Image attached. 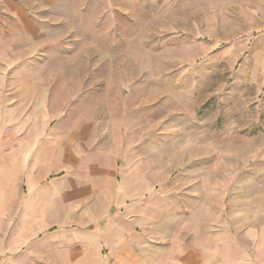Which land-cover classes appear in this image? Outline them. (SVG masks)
<instances>
[{
	"label": "rangeland",
	"instance_id": "obj_1",
	"mask_svg": "<svg viewBox=\"0 0 264 264\" xmlns=\"http://www.w3.org/2000/svg\"><path fill=\"white\" fill-rule=\"evenodd\" d=\"M95 155L117 219L83 200ZM57 179L68 211L33 236ZM119 256L264 264V0H0V264Z\"/></svg>",
	"mask_w": 264,
	"mask_h": 264
},
{
	"label": "crops",
	"instance_id": "obj_2",
	"mask_svg": "<svg viewBox=\"0 0 264 264\" xmlns=\"http://www.w3.org/2000/svg\"><path fill=\"white\" fill-rule=\"evenodd\" d=\"M57 135V134H56ZM78 145V144H77ZM80 145V144H79ZM82 145V144H81ZM64 147L60 148V151L62 152ZM58 151V153H60ZM79 152V151H78ZM59 155V154H58ZM97 158L100 159L98 155H95V158L93 157V161H86L88 163L87 166L92 165V169L96 170L98 169L101 173V176L99 179L89 178L88 180H84L85 186L87 192L83 196L84 202L88 203H95L103 205V202H109L111 205L109 209L107 210V213L109 215L110 211L114 208L115 212H113L112 218L117 219L119 210L118 205H123L127 203V191L125 190L126 185L123 184L121 179H118V170L120 171V167L117 163L114 164H107L103 166L104 168L99 169V167L96 164ZM93 162V163H92ZM60 162H57V165L54 167L57 170H62L63 167H61ZM95 166H98L95 167ZM64 173V172H63ZM66 173V172H65ZM94 179V180H93ZM55 182V183H54ZM59 180H54L51 183L44 185L45 190L40 191H33V189L30 191L28 195V199L26 200V206L21 210L20 213L21 221L19 223L20 228L24 227L25 229L29 228V234L31 235H37L36 231L34 230V223L36 224V221L38 218L42 217L44 215H48L55 211V209H58V211H61L62 214L60 215V218L64 219V213H67L68 206H69V199L71 197V194H69V187H66L67 185H62L58 188ZM121 182V183H120ZM51 184V185H50ZM57 185V186H56ZM140 187H143L142 185ZM38 192V195H36ZM131 197H134V194H130ZM106 197V198H105ZM126 197V199H125ZM140 197V196H137ZM105 198V199H104ZM9 202V201H7ZM129 207V206H128ZM129 208H133L132 206ZM28 213V214H27ZM30 222V224L27 226L26 224ZM45 225L42 224L41 227H44ZM121 246L123 247L121 251H127L128 244H126V241H124ZM184 259V258H183ZM130 260L128 259H122L120 256L116 258L115 264H130ZM175 264H190L189 261L178 259V261H174Z\"/></svg>",
	"mask_w": 264,
	"mask_h": 264
}]
</instances>
